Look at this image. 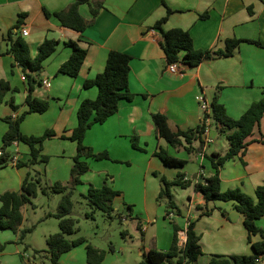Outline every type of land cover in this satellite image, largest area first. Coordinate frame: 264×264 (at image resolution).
<instances>
[{"label":"crops","instance_id":"0c3cea01","mask_svg":"<svg viewBox=\"0 0 264 264\" xmlns=\"http://www.w3.org/2000/svg\"><path fill=\"white\" fill-rule=\"evenodd\" d=\"M74 1L0 0V80H6L11 85L4 103L0 105V138L8 130V123L4 119L9 116L18 118L29 109L26 99L30 82L23 73V67L8 53L12 44L9 31L21 14L25 16L18 36L28 43L32 56L37 54L38 47L46 39L59 40L56 51L45 60L40 72L42 83L36 85L33 92L38 98L48 99L50 106L43 113L27 114L21 123V130L26 135L34 136H40L48 129L55 131L54 137L44 141L41 154L56 155L62 159L59 164L67 170L57 180H62L64 185H68L66 181L70 167L77 154V142L68 137L78 124L79 105L84 99L97 98L99 92L97 86L86 88L84 83L104 71L110 51L124 52L132 58L129 88L134 97L132 100H121L118 112L106 122L89 129L85 143L95 152L108 151L111 159L120 163L115 169L103 164V169L99 171L106 178L104 184L112 178H121L120 182L124 185L120 188L127 185L124 192L118 190L115 199L125 202L132 184L138 185L136 190L139 192L142 190L144 211L139 227L147 236L145 251L153 242L159 250L169 251L174 241L175 225L179 228V246L182 240L186 241V230L194 221L195 230L201 236L203 253L193 264H211L214 258L254 254L244 217L234 208L233 202H207L203 194L195 190L200 177L214 174L208 156L213 153L225 154L230 145L228 138L227 141L211 144L204 155L197 151L192 153L195 161L183 158L187 160L183 168L167 166L156 153L163 147H170V144L159 135L153 113L165 114L175 131L188 130L202 123L203 111L199 103L202 95L211 104L218 95L227 113L234 118L241 117L254 102L263 98L264 0H165L166 4L162 0H101L103 7L96 16L92 15L88 3L81 5V14L90 22L84 32L64 27L56 16L46 14V11L53 13L64 10ZM169 8L172 12L162 28L188 30L196 49L225 50L226 41L231 38L256 40L263 46L244 41L232 56L216 57L192 67L182 64L179 72H170L161 45L162 33L156 28L157 22L167 15ZM23 28L28 29L27 36L22 34ZM70 40L88 51L80 73L75 77L59 72L61 65L72 54V47L66 44ZM45 80H49L51 86H46ZM11 101L17 109L13 108ZM214 127L216 124L213 120L211 132L216 136L218 129ZM248 141L246 150L229 160L221 169L220 176L223 190L240 188L255 196L256 188L264 181V117ZM202 145L200 140L193 143L195 149H200ZM13 146L12 160L0 166V196L5 191H21L32 168L41 169L50 163L49 159L48 162L18 166V161L30 159L31 148L19 141L14 142ZM175 149L186 151L184 146ZM139 153L143 154L140 165L137 163ZM92 161L96 160L89 159L90 164ZM133 164H138L141 169L134 175L129 173ZM90 171L83 177L90 179ZM166 172L174 177H169ZM180 172L185 174L186 179L194 181L186 188L192 193L188 195L186 209L179 207L181 213L173 212L174 217L170 218V214H166V206H154L155 202H159L161 177L173 180ZM142 174L145 180L140 183L139 176ZM124 205H120L121 210ZM128 209L133 214L132 205ZM206 210H211L210 214H202ZM123 219L130 222L128 217ZM257 224L264 229V216ZM262 239L261 233L252 235V242ZM166 264L181 263L178 257H174Z\"/></svg>","mask_w":264,"mask_h":264},{"label":"trees","instance_id":"16d2710c","mask_svg":"<svg viewBox=\"0 0 264 264\" xmlns=\"http://www.w3.org/2000/svg\"><path fill=\"white\" fill-rule=\"evenodd\" d=\"M166 4L165 0H162ZM88 3L91 6L93 16H96L103 7L101 0H75L67 8L57 12L46 11L47 16H56L62 26L74 29L78 32H84L90 22L84 18L80 12V7ZM172 10L169 8L167 15L160 19L156 28L162 33V48L166 55L167 63H180L188 66H197L202 62L214 59L216 57H229L234 55L235 50L244 41L262 45L261 42L249 39L231 38L226 41L225 50H200L194 47L193 38L188 30L182 28H173L164 30L162 25L169 18ZM21 14L18 22L10 29L9 37L12 40L11 48L8 53L12 54L17 64L23 67V73L30 82V91L27 96L29 109L18 118L6 117L4 120L8 123V130L2 137V146L0 154V166L6 165L12 160V153L8 150L14 142H23L30 146L31 157L28 161H18V166H28L38 162H48L49 156L41 154L44 141L56 135L52 129L40 136L26 135L21 130V123L27 114L32 112L43 113L48 110L50 102L48 99H41L33 95L36 85L41 84L39 78L40 72L44 67L45 60L55 51L59 40L46 39L38 47L37 54L32 56L28 43L22 36H18V31L24 23ZM207 15H203L206 17ZM66 44L72 47L73 51L70 58L61 65L59 72L70 76H77L84 64L87 56V49L81 47L76 41L70 40ZM131 56L117 50L109 52L106 66L103 72L95 78L88 79L84 87L97 86L99 89L98 96L95 99H84L78 108V124L73 129L69 139L77 142V154L74 157V164L71 169L70 184L64 185L56 182L51 189L62 194L59 204V211L55 215L59 219L60 231L51 234L47 238L48 255L53 264H59L65 253L72 251L80 245L86 246L87 264H102L106 257V251L102 248L92 245L85 237L69 239L67 235L74 234L78 229L76 220L71 216L74 202L72 199L74 188L83 183V176L91 170L89 159L101 161L111 159L108 151L95 152L94 149L85 143V137L89 129L95 124H101L108 120L119 110L120 101L123 99L132 100L134 95L131 93L130 85V62ZM11 90V85L6 80H0V105L4 103L5 96ZM14 109V102L11 101ZM213 120L220 134H225L229 140V149L225 154L213 153L209 155L212 161L214 174L203 176L202 181L195 184V190L203 194L207 202L226 201L233 202L234 208L244 217V224L249 232V242L252 243L254 254L232 255L230 258H214L211 264H259V260L264 258V229L257 224L258 220L264 216V181L255 190V196L249 195L240 188L222 189L221 169L224 165L245 151L249 145L248 138L253 134L254 129L260 124L264 117V96L257 102H254L245 113L239 118H234L227 113L226 107L219 101L216 95L212 102ZM153 119L158 129L159 135L164 138L170 145L184 146L190 154L195 151L193 143L202 140V134L205 130V124L202 122L199 126L188 130H173L168 121V117L160 112L153 113ZM161 160L171 167L183 168L187 160L171 155L166 150L156 153ZM156 175H158L156 173ZM184 173H179L176 178L170 180L165 176L161 177L162 187L158 200L166 201L165 206L167 213H181L177 205L173 186L188 188L193 184L192 179H186ZM41 172L37 171L32 175L30 171L24 180L21 191H5L0 196V229L11 230L14 233H20L23 240L31 228H22L24 222L23 207L32 201L33 196H37L41 188ZM44 193L46 188H42ZM119 194L107 183L97 187L90 185L86 198L98 209L103 210L112 216L114 212V199ZM211 210H206L202 214H210ZM175 236L169 251L159 250L153 242L145 251V259L140 264H166L171 258L178 257L181 264H193L203 253L200 245L201 236L195 230V222H190L186 234L187 240L182 248L178 246L179 228L175 225ZM261 233L263 239L259 242H252V235ZM6 244L0 241V252L4 251ZM38 253V252H37Z\"/></svg>","mask_w":264,"mask_h":264},{"label":"rangeland","instance_id":"374dc122","mask_svg":"<svg viewBox=\"0 0 264 264\" xmlns=\"http://www.w3.org/2000/svg\"><path fill=\"white\" fill-rule=\"evenodd\" d=\"M214 128L216 130V127ZM216 133L217 135H214V140L216 141L214 142L227 141L225 134H220L219 131ZM2 137L0 138V144H2ZM162 149L171 155L180 158L187 157V159L190 158L195 161L193 154L187 153L183 149L177 150L171 145ZM8 150L10 152L15 151V147L12 145ZM158 151H161V149ZM142 155L141 153L138 155L140 156L139 162H137L139 165L141 164ZM48 156L50 163L42 166L41 169L32 168L30 170L33 176L37 171L41 172L42 177L38 195L33 196L32 201L23 207L24 222L22 228H31L32 230L22 240L20 233L0 229V241L6 244L4 251L0 253V264H53L47 252V238L51 234L60 231L59 219L55 215L59 211L62 194L54 192L51 186L56 182L63 183L62 180L57 179L58 177H63L67 168L59 164L60 160H62L60 157L56 155ZM103 164H107L111 169H115L117 165H120V163H116L113 160L104 161V163L100 161L91 162L90 173H92L89 175L90 179L83 177V183L77 185L73 190L74 207L71 216L76 220L78 230L74 234L67 235V238L73 240L85 237L92 245L104 249L106 257L103 264H140L145 259L143 255L147 236L139 227V221L143 217L141 213L144 211V204L141 196L142 190L140 192L136 190L138 185L132 184L130 186L125 202H119L118 199H114L112 216L93 206L89 199L86 198L90 185L97 187L104 185L106 178L99 173L103 169ZM138 164H135V166L133 164L134 167L129 170V173H132V175L139 173L141 169ZM72 166L73 162L70 167L69 178L66 181L68 184H70L71 180ZM57 167L59 168L58 170ZM166 175L174 177L171 176L170 172H166ZM116 179L118 180L110 179L107 184L115 190L124 192L127 185L121 189L120 186L124 184L120 182L121 178ZM144 180V174L140 175V183ZM42 188H46L47 192L44 193ZM172 192L179 207L186 209L189 201L188 195L192 193V190L173 186ZM165 202L159 201L158 204L155 202L154 208H157L158 205L164 207ZM120 205L125 206L123 210L120 209ZM129 205H132L133 214L128 209ZM124 217H128L130 222L127 223L123 219ZM261 261L260 264H264V258ZM59 264H87L85 245L77 246L71 252L65 253Z\"/></svg>","mask_w":264,"mask_h":264},{"label":"built area","instance_id":"2783aa9c","mask_svg":"<svg viewBox=\"0 0 264 264\" xmlns=\"http://www.w3.org/2000/svg\"><path fill=\"white\" fill-rule=\"evenodd\" d=\"M22 34L24 36H27L29 34V31L27 28H23L22 29ZM181 65L180 63L176 62V63H169L167 65V69L170 72H179L181 70ZM44 84L46 86H51V82L49 80H45ZM199 103H200V107L203 111V120L202 122L205 124V130L202 134V140H203V145H202V151L200 152L202 155H204L205 151L207 150V148L214 143V136L211 132L212 129V124H213V111H212V104L209 103L206 98L202 95L199 98ZM0 154H1V149H0ZM170 218L174 217V213H170L169 215ZM187 240V239H186ZM185 239L182 240L181 244L179 245L180 248H182L185 244Z\"/></svg>","mask_w":264,"mask_h":264},{"label":"water","instance_id":"95a60500","mask_svg":"<svg viewBox=\"0 0 264 264\" xmlns=\"http://www.w3.org/2000/svg\"><path fill=\"white\" fill-rule=\"evenodd\" d=\"M10 44H11V42H10ZM11 45H12V44H11ZM202 180H203V178H202V177H200V178H199V181H202Z\"/></svg>","mask_w":264,"mask_h":264}]
</instances>
